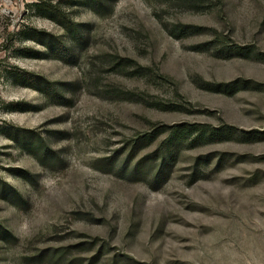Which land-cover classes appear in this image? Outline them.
Here are the masks:
<instances>
[{
    "label": "rangeland",
    "instance_id": "rangeland-1",
    "mask_svg": "<svg viewBox=\"0 0 264 264\" xmlns=\"http://www.w3.org/2000/svg\"><path fill=\"white\" fill-rule=\"evenodd\" d=\"M0 264H264V0H0Z\"/></svg>",
    "mask_w": 264,
    "mask_h": 264
},
{
    "label": "trees",
    "instance_id": "trees-1",
    "mask_svg": "<svg viewBox=\"0 0 264 264\" xmlns=\"http://www.w3.org/2000/svg\"><path fill=\"white\" fill-rule=\"evenodd\" d=\"M101 0H90V2H95L96 4L100 3Z\"/></svg>",
    "mask_w": 264,
    "mask_h": 264
}]
</instances>
